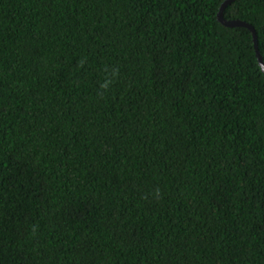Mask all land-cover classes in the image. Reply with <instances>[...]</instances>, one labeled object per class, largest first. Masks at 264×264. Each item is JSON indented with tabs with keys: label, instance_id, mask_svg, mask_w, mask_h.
Masks as SVG:
<instances>
[{
	"label": "trees",
	"instance_id": "trees-1",
	"mask_svg": "<svg viewBox=\"0 0 264 264\" xmlns=\"http://www.w3.org/2000/svg\"><path fill=\"white\" fill-rule=\"evenodd\" d=\"M225 1L0 0V264H264V73ZM224 17L264 61V0Z\"/></svg>",
	"mask_w": 264,
	"mask_h": 264
},
{
	"label": "water",
	"instance_id": "water-1",
	"mask_svg": "<svg viewBox=\"0 0 264 264\" xmlns=\"http://www.w3.org/2000/svg\"><path fill=\"white\" fill-rule=\"evenodd\" d=\"M235 1L236 0H226L222 4V6L220 7V10L218 12V15H217V20L219 21V23H221L223 26H225L227 28H240V27H242V28H247L252 33L253 43H254V48H255L258 64H259L260 68L262 69V72L264 73V61H263L262 55L260 54V51L258 48L257 34H256L254 27L252 25L246 23V22H242L239 20H226L224 17V12H225L226 8Z\"/></svg>",
	"mask_w": 264,
	"mask_h": 264
},
{
	"label": "clouds",
	"instance_id": "clouds-1",
	"mask_svg": "<svg viewBox=\"0 0 264 264\" xmlns=\"http://www.w3.org/2000/svg\"><path fill=\"white\" fill-rule=\"evenodd\" d=\"M113 76H115V73H113ZM111 84V80L106 81L104 84L101 85L103 89H108Z\"/></svg>",
	"mask_w": 264,
	"mask_h": 264
}]
</instances>
